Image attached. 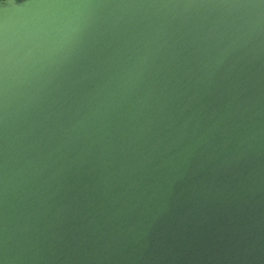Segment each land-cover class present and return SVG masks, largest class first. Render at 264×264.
<instances>
[{
	"label": "water",
	"instance_id": "95a60500",
	"mask_svg": "<svg viewBox=\"0 0 264 264\" xmlns=\"http://www.w3.org/2000/svg\"><path fill=\"white\" fill-rule=\"evenodd\" d=\"M0 264H264V0H0Z\"/></svg>",
	"mask_w": 264,
	"mask_h": 264
}]
</instances>
